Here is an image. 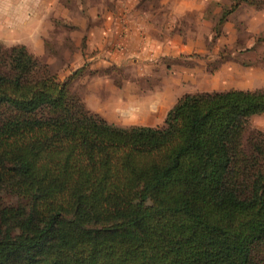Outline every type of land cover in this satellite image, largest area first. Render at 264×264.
<instances>
[{"label": "trees", "instance_id": "1", "mask_svg": "<svg viewBox=\"0 0 264 264\" xmlns=\"http://www.w3.org/2000/svg\"><path fill=\"white\" fill-rule=\"evenodd\" d=\"M257 115L263 89H230L119 126L0 43V264H264Z\"/></svg>", "mask_w": 264, "mask_h": 264}, {"label": "rangeland", "instance_id": "2", "mask_svg": "<svg viewBox=\"0 0 264 264\" xmlns=\"http://www.w3.org/2000/svg\"><path fill=\"white\" fill-rule=\"evenodd\" d=\"M122 1L0 0V43L25 45L73 97L119 126L162 125L188 93L264 90V0H215L193 22L187 0H129L150 26L102 29L103 10ZM259 133L264 115L251 118L244 145Z\"/></svg>", "mask_w": 264, "mask_h": 264}, {"label": "crops", "instance_id": "3", "mask_svg": "<svg viewBox=\"0 0 264 264\" xmlns=\"http://www.w3.org/2000/svg\"><path fill=\"white\" fill-rule=\"evenodd\" d=\"M213 1L215 0H187V10H188V14H191L193 17L192 22L195 19L194 18L195 14H198L197 17L199 20H201V18L206 15V8H207L206 4H210ZM121 3L122 4L117 5V8L115 9H109L108 7H106L103 10L104 15L106 16V19L104 22L100 23L102 25L101 26L102 29L104 30H112V29L124 30V29H141V28L146 29L150 26L151 22L149 21V18L141 16L142 8L137 9L136 6L129 5L128 4L129 0H123ZM200 4H203V5H200ZM244 5L245 4L242 3L241 6H244ZM219 7H220L219 10H222L221 6ZM200 8H202L201 11H199ZM131 15H133L134 17L139 15L138 20L134 19L132 21ZM260 16L262 17V19H264V9H262ZM204 21L209 22L207 19H205ZM225 25H226L225 28L232 29L234 27L233 24H229V23H226ZM249 25H250L249 26L250 30H253L255 28L254 22H249ZM98 27L100 28V26ZM239 27H243V25H240ZM152 40L153 38L149 36H145V38L143 39V42L147 43L148 41H152ZM26 44L29 45L28 43ZM162 111L161 113H163ZM134 125H140V124H134ZM146 126L148 125L146 124Z\"/></svg>", "mask_w": 264, "mask_h": 264}]
</instances>
